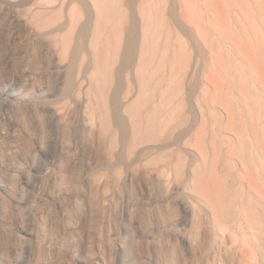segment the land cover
<instances>
[{
    "label": "rangeland",
    "instance_id": "1",
    "mask_svg": "<svg viewBox=\"0 0 264 264\" xmlns=\"http://www.w3.org/2000/svg\"><path fill=\"white\" fill-rule=\"evenodd\" d=\"M98 5L0 0V264H243L248 223L223 214L264 200L234 135L264 148V0H158L176 63L165 127L140 134L131 75L117 99L115 74L92 86Z\"/></svg>",
    "mask_w": 264,
    "mask_h": 264
},
{
    "label": "bare ground",
    "instance_id": "2",
    "mask_svg": "<svg viewBox=\"0 0 264 264\" xmlns=\"http://www.w3.org/2000/svg\"><path fill=\"white\" fill-rule=\"evenodd\" d=\"M157 3L158 0H99L97 13H94V17L93 12H89V29L92 30L90 44L93 46L96 59L92 86L97 97L104 100L106 93L111 89L115 74L119 81L115 90V98L117 99V94L120 92L122 83H124V77L128 74L131 75V80L136 88L134 94L137 96V101L128 108L133 114L134 127L139 134L165 127L166 119L164 120L163 117L168 113L164 105H159V98L157 99V97L163 95L165 90L172 84L171 71L176 63L175 57L168 55L170 54L168 52L169 46L167 45L164 48L161 40L162 31L158 27L159 20L156 19L153 12ZM127 9L132 10L129 18L126 12ZM138 10H140L139 14ZM146 11L148 13H145ZM71 15H74L72 10ZM72 18L74 19V17ZM34 19L35 23L42 25L47 16L37 12ZM168 38L170 36L166 37V41ZM64 47L67 48V46ZM76 59L77 55H74V63ZM118 61L119 64L116 67ZM71 78L72 74L67 78L68 85H71ZM102 114L105 118L108 117V112L102 111ZM234 135L239 138V143L241 140L242 145L247 147L245 150L247 149L251 153L250 161L255 163L256 166H260L261 159L264 158V148L261 151L257 148V144L247 141L246 134L242 135L237 132ZM235 139H233V143L236 141ZM251 139L253 140V138ZM242 209L244 210L243 216L239 214L240 212L235 207L231 208L229 212L225 210L223 215L224 218H228V222L236 227L234 230H237V234L240 230L237 228L243 225L240 218L248 223L246 228L250 230V234L247 231L243 232L242 236L240 235L249 244V248L243 249V252L240 247L243 264L249 262L252 254L259 256L261 262H264V227L258 226L257 222L250 221L249 218V214H252V210H255L256 219L264 223V200H246L242 205ZM239 228H242V226Z\"/></svg>",
    "mask_w": 264,
    "mask_h": 264
}]
</instances>
